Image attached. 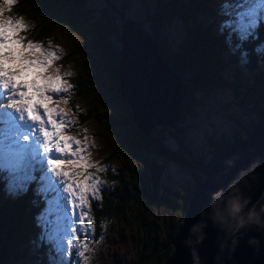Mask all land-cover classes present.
Returning a JSON list of instances; mask_svg holds the SVG:
<instances>
[{
    "label": "trees",
    "instance_id": "trees-1",
    "mask_svg": "<svg viewBox=\"0 0 264 264\" xmlns=\"http://www.w3.org/2000/svg\"><path fill=\"white\" fill-rule=\"evenodd\" d=\"M204 2L206 3V0H157L153 12L146 14V20L150 25L147 33L151 35L157 47V56L162 63L164 62L163 64L172 68L171 72L177 84H180L178 120L176 128H171V133L178 142L176 150L170 149L162 141L164 139L162 134L169 127L161 126L159 129L144 131L135 120L131 104L122 94L119 82L121 44L119 45L118 25L127 15L115 8L113 3L107 1L106 6L95 9L88 5V0H21V2L19 0L13 10L6 14L13 15L14 19L23 18L29 29L20 35L26 40L43 44L45 48L51 47L54 33L58 29L78 34L82 38L80 52L76 59H73L76 70L69 75V81L76 94L80 98L84 96V100L88 101L86 104L81 103L89 105V108L85 112H79L76 111V103L71 102L67 104V110L77 120L76 129L79 122L95 118L112 139L111 155L119 158V161L121 159L122 162H127L113 175L106 173L112 185L103 191L101 197L91 201V217L98 225L105 224L112 218L125 216L128 208L133 212L129 224L135 230L134 238L140 248V255L132 264L171 263L174 255L173 239L193 190L204 177V170L226 144L242 139L257 124L264 121V70L255 75L252 71L257 67L256 60L254 63L247 62L245 65L252 77L250 84L247 85L240 81L238 70L233 78L222 75L224 66L237 58L235 51L233 49L230 51L231 47L225 42L226 34L215 36L221 44L216 50L209 46L215 42L214 37L204 35L196 39L197 35H192L189 28L178 48L169 51L165 37L161 34L164 20L173 11L183 20L192 21L200 16L205 7ZM123 5L124 3L122 7ZM135 23V28L141 29L138 22ZM200 23L201 21L191 27L196 31L210 30L201 27ZM263 41L264 24H261L258 39L244 45L248 59H254L251 50ZM222 42L227 51L223 48L219 52ZM220 55L225 56L222 68H218L222 60ZM64 63H68L66 59ZM222 87L231 89L239 105L255 112L256 120L248 119L241 130L243 135H237L232 141H212L214 145L212 155L208 161H204L201 157L190 155L184 148L185 143L181 137L184 130L181 124L187 115L192 114L197 92H208ZM92 109L95 112L115 109L117 112L109 117L104 115L95 117ZM159 160L172 162L190 175V184L184 186L182 192H172V198L161 197L160 175L164 164H160ZM127 165L128 179L127 174L120 171ZM5 186V183L0 182V264H13V259L17 261L21 257L18 250L21 243L29 241L35 243L39 230L37 214L43 205H37V198L32 190L3 196ZM156 206L178 213L176 221L158 226L147 216Z\"/></svg>",
    "mask_w": 264,
    "mask_h": 264
},
{
    "label": "snow or ice",
    "instance_id": "snow-or-ice-1",
    "mask_svg": "<svg viewBox=\"0 0 264 264\" xmlns=\"http://www.w3.org/2000/svg\"><path fill=\"white\" fill-rule=\"evenodd\" d=\"M18 3L0 0V182L14 195L32 190L37 205H43L37 242L54 253L52 264H71L72 252L86 262L94 228L88 197L95 200L104 190L89 170L108 169L92 161L87 135L81 139L67 132L75 121L65 110L50 107L67 105L69 96L61 93L69 94L73 86L58 67L48 74L61 59L56 48L26 40L20 35L29 29L24 19L6 16ZM218 14L224 17L219 32L245 61L244 45L258 39L264 24V0H223ZM257 51L264 54V44Z\"/></svg>",
    "mask_w": 264,
    "mask_h": 264
},
{
    "label": "rangeland",
    "instance_id": "rangeland-1",
    "mask_svg": "<svg viewBox=\"0 0 264 264\" xmlns=\"http://www.w3.org/2000/svg\"><path fill=\"white\" fill-rule=\"evenodd\" d=\"M113 3L119 11L124 12L127 17L132 18L135 22L143 28L146 32L150 29L149 22L146 20V14L148 12H153V7L157 0H107ZM106 0H88V5L92 8L99 9L102 6L107 5ZM180 1V0H178ZM21 2V0H20ZM124 3L123 7L122 4ZM223 0H206L204 2V8L200 13V16L195 17L192 21L189 19L187 21L183 20L179 16L171 12L170 16L164 20L161 26L162 36L165 37L166 44L169 47V51H174L182 43V39L187 35V29L190 28L192 35H197L195 37L198 39L200 36H210L215 38V42L209 44L213 49L220 47V43L216 40L215 36H221L222 34L218 30V25L224 17H221L218 12L220 5ZM123 8V9H122ZM9 12H6L8 14ZM205 13V15H202ZM13 17V15H11ZM14 18V17H13ZM204 20V23H203ZM201 27L210 28L206 31H196L191 26L200 22ZM203 23V24H202ZM127 26L130 23H126ZM131 30V24L128 27ZM141 32V31H132ZM142 35H146L141 32ZM140 34V33H139ZM141 35V36H142ZM147 38V37H146ZM148 39V38H147ZM147 42V41H146ZM83 44V40L78 34L70 33L64 29H58L54 33L53 40L51 41L50 48H56L57 54L61 59L55 62L54 67L50 70L48 74L54 75L55 68L60 69V74L64 76V79L71 84L69 81L68 73H73L76 70V65L73 64V59H76V55L80 52L79 47ZM149 46L150 43L147 42ZM264 44V41L261 43ZM256 46L255 49L251 50V54L254 55V59H246L241 62L239 59V54L235 51L237 56L236 60L231 61L229 65L224 66L223 58L221 56V64L218 68L224 66L222 75L228 78H233L236 76V70L239 71L240 81L250 84L251 74L248 68H246L247 62L254 63L256 60V69H253V74H258L260 70H264V54H261L257 49L261 46ZM120 45V43H119ZM224 43L222 42V48L218 50L219 52L224 48ZM153 47V46H151ZM227 48H229L226 45ZM154 48V47H153ZM224 50H226L224 48ZM232 48L230 49V51ZM227 51V50H226ZM229 51V50H228ZM229 51V52H230ZM153 53V52H152ZM256 56V57H255ZM250 58V57H249ZM67 60V64L64 60ZM169 71V70H168ZM172 76V75H171ZM173 77V76H172ZM175 87V86H174ZM240 88V87H239ZM174 89V88H173ZM126 92H128V87H126ZM61 95L69 96L68 103H76V111L85 112L88 110L89 105L86 104L88 101L80 98L73 87L69 94L61 93ZM176 95L174 90L172 96ZM133 102L135 100L128 96ZM196 102L192 114L187 115L181 127L183 128V133L181 135L182 140L185 143V147L190 155L195 157H201L204 161H208L212 155L214 149V142H220L222 140L232 141L237 135L242 136V127L246 124L248 119H255V112L243 108L237 103L235 96L233 95L231 89L229 88H214L208 92H197ZM88 100V99H87ZM82 102V103H81ZM50 107H58L64 109L67 113V119L77 122L74 115L67 110V105L63 103L53 104ZM94 112L95 117L104 115L109 117L117 112L113 110H97ZM239 122V124L237 123ZM75 123L71 125L67 132L77 138L83 139L85 135L88 137V144L90 147L88 151L92 153L91 159L94 162H98L102 167L107 168L106 172H100L93 168L89 171L93 172L96 176L100 178L103 182V187L108 188L110 186V180H106V173L110 175L117 172L118 169L127 162H122L118 160L119 158L113 157L112 153V139L108 136L107 132L100 126V123L96 122L95 118H89L86 122H79L78 129L75 127ZM161 126H156L154 128L159 129ZM150 128V124L148 129ZM86 130V131H85ZM172 129L169 128L166 132L162 134V141L167 147L172 150L178 148V142L176 138L172 135ZM160 164H164V169L160 175V194L161 197L172 198V192H182L184 186L190 184V175L187 172L179 169L172 162H163L159 160ZM125 164V165H126ZM67 171H78L79 169L69 168L65 166ZM126 170V168H125ZM9 192L5 186L2 192L3 196H7ZM100 196V194H99ZM98 196V197H99ZM89 201H92V197H88ZM132 211L125 213V216H119L118 218H112L106 223H100L96 225L94 223L93 231L91 232L89 239V244L91 246L87 255L90 257L88 261H83L82 258L78 257L75 252H72L69 256L71 264H132L139 257V246L134 238V228L129 224V220L132 218ZM39 213L37 214V216ZM178 213L165 209L164 207L156 206L154 209L147 214L148 218L153 219L158 226H162L168 223H173L178 217ZM92 220V217H90ZM93 221V220H92ZM94 222V221H93ZM39 228V227H38ZM38 230V234L40 232ZM36 240L33 242L21 243L18 247L20 259L14 260L13 264H52L54 253L45 246L39 245ZM84 237L82 236L81 239ZM16 256V255H15ZM74 258V259H73ZM11 259V257H10Z\"/></svg>",
    "mask_w": 264,
    "mask_h": 264
},
{
    "label": "water",
    "instance_id": "water-1",
    "mask_svg": "<svg viewBox=\"0 0 264 264\" xmlns=\"http://www.w3.org/2000/svg\"><path fill=\"white\" fill-rule=\"evenodd\" d=\"M126 23L131 24L132 31H141L148 39L142 35L141 32H139L140 34L138 32H136V34L131 32L128 28L130 24L127 26ZM135 25V21L130 17H126L118 25L121 44L120 73L122 71L123 59L121 35L122 28L126 26L131 35L135 34L142 43H145L152 50L154 53H152V55L170 79L171 85L176 91V95L171 97L169 112L172 122H153L150 123V128L147 130L151 131L155 126H169L175 128L178 120V105L181 100L180 84H177L172 74L173 72H171L172 68L163 64L164 62L162 63L161 59L158 58L157 47L151 35L142 28H135ZM146 41L154 48L149 46ZM119 82L122 88L120 77ZM125 99L131 104L135 116V107L133 103L136 104V100L132 103L126 97ZM136 122L138 123L137 120ZM143 130L147 131L145 129ZM257 162L259 163L254 172H249L248 170ZM244 172H247V177L246 182L241 183V188L245 195L250 197L251 202L248 207L251 208L253 205L259 207L264 204V121L257 124L242 139L226 144L219 151L215 160L204 170V177L196 184L192 197L186 206L183 219L178 225V230L173 239L174 255L170 264H264V229L257 226L241 229L240 232L236 234L238 237V244L233 250L231 248V236H225L213 221L208 219L214 194L220 192L227 193L229 186L238 181L241 173ZM253 176L257 178L253 179ZM202 220L207 221V226L203 227L202 230L203 239L196 242V236L193 235L191 230L193 226L197 225ZM253 238L259 242L258 245L249 243ZM222 244H226L223 249L221 247Z\"/></svg>",
    "mask_w": 264,
    "mask_h": 264
},
{
    "label": "bare ground",
    "instance_id": "bare-ground-1",
    "mask_svg": "<svg viewBox=\"0 0 264 264\" xmlns=\"http://www.w3.org/2000/svg\"><path fill=\"white\" fill-rule=\"evenodd\" d=\"M121 39L122 93L128 100H130L128 96L136 100V104L130 100L135 107L136 120L145 130L153 122L171 123L169 112L174 89L170 79L155 60L152 50L135 34L131 35L126 26L122 28ZM126 87H128V95Z\"/></svg>",
    "mask_w": 264,
    "mask_h": 264
},
{
    "label": "clouds",
    "instance_id": "clouds-1",
    "mask_svg": "<svg viewBox=\"0 0 264 264\" xmlns=\"http://www.w3.org/2000/svg\"><path fill=\"white\" fill-rule=\"evenodd\" d=\"M253 164L249 172H254L258 166ZM247 172L241 173L238 181L234 182L229 186L227 193L220 192L214 194L213 203L211 210L208 215V219H211L213 223L219 228L225 236H231L232 244L231 248L234 250L238 244L237 233L241 229L257 226L264 229V204L257 207L253 205L251 208L248 207L250 197H247L241 188V183L246 182ZM253 176V179H256ZM207 226V221L202 220L197 225L193 226L192 233L196 236V242L203 239L202 230L203 227ZM250 244L258 245V241L255 238L249 241ZM226 244H222V249Z\"/></svg>",
    "mask_w": 264,
    "mask_h": 264
},
{
    "label": "flooded vegetation",
    "instance_id": "flooded-vegetation-1",
    "mask_svg": "<svg viewBox=\"0 0 264 264\" xmlns=\"http://www.w3.org/2000/svg\"><path fill=\"white\" fill-rule=\"evenodd\" d=\"M120 171L126 173V174H127V179H128V165L126 166V170L123 168V169H121ZM106 180L108 181L109 178L106 177ZM111 185H112V184H110V186H109L108 188H104V187H103V189H104L103 191L109 189V188L111 187ZM103 191L100 193V196H99V197H101V196L104 194ZM101 200H102V199H99V201H101ZM99 205H100V203H99Z\"/></svg>",
    "mask_w": 264,
    "mask_h": 264
}]
</instances>
